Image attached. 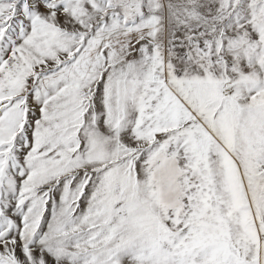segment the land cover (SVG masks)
<instances>
[{
  "label": "snow or ice",
  "instance_id": "snow-or-ice-1",
  "mask_svg": "<svg viewBox=\"0 0 264 264\" xmlns=\"http://www.w3.org/2000/svg\"><path fill=\"white\" fill-rule=\"evenodd\" d=\"M0 264H264V0H0Z\"/></svg>",
  "mask_w": 264,
  "mask_h": 264
}]
</instances>
